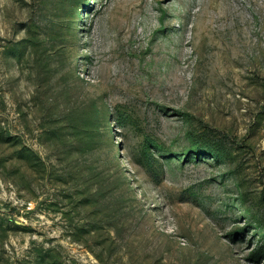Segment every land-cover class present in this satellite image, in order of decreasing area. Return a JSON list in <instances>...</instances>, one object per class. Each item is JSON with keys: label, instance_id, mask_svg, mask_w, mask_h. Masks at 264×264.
I'll list each match as a JSON object with an SVG mask.
<instances>
[{"label": "rangeland", "instance_id": "374dc122", "mask_svg": "<svg viewBox=\"0 0 264 264\" xmlns=\"http://www.w3.org/2000/svg\"><path fill=\"white\" fill-rule=\"evenodd\" d=\"M0 264H264V0H0Z\"/></svg>", "mask_w": 264, "mask_h": 264}, {"label": "trees", "instance_id": "16d2710c", "mask_svg": "<svg viewBox=\"0 0 264 264\" xmlns=\"http://www.w3.org/2000/svg\"><path fill=\"white\" fill-rule=\"evenodd\" d=\"M41 26H39L40 28ZM33 28V27H32ZM33 46L36 47V51L42 52L43 54L38 56V58L35 60V63L39 64L42 66V68L47 69L51 64H53L52 62V55L47 54V52H51L53 47H51L50 45H42L40 44V42L35 41V39L33 40ZM48 78V76H44V80ZM120 117V121H121ZM123 121V120H122Z\"/></svg>", "mask_w": 264, "mask_h": 264}]
</instances>
